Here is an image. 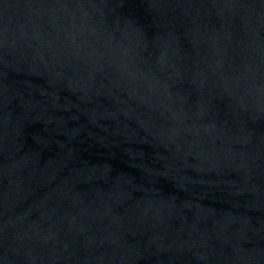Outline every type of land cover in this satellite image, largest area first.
<instances>
[{"label": "water", "instance_id": "water-1", "mask_svg": "<svg viewBox=\"0 0 264 264\" xmlns=\"http://www.w3.org/2000/svg\"><path fill=\"white\" fill-rule=\"evenodd\" d=\"M0 264H264V0H0Z\"/></svg>", "mask_w": 264, "mask_h": 264}]
</instances>
